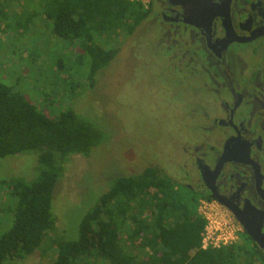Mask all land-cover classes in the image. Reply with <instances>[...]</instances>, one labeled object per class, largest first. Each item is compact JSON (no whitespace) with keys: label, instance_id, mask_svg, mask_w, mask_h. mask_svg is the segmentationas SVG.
<instances>
[{"label":"trees","instance_id":"16d2710c","mask_svg":"<svg viewBox=\"0 0 264 264\" xmlns=\"http://www.w3.org/2000/svg\"><path fill=\"white\" fill-rule=\"evenodd\" d=\"M43 6L51 35L75 41L79 52L72 63L88 58L89 87L118 52L102 47L95 36L118 27L131 34L147 15L140 2L131 0H45ZM89 120L71 105L49 117L0 82V158L34 152L38 160L34 179L0 181L16 198L12 224L0 235V264L52 250L51 264H264V252L245 232L238 242L201 248L206 219L198 206L207 197L157 166L112 177L91 205L84 200L78 213L71 211L73 229H57L52 195L66 162L72 155L88 157L105 139L104 130Z\"/></svg>","mask_w":264,"mask_h":264},{"label":"rangeland","instance_id":"374dc122","mask_svg":"<svg viewBox=\"0 0 264 264\" xmlns=\"http://www.w3.org/2000/svg\"><path fill=\"white\" fill-rule=\"evenodd\" d=\"M44 1L0 0V82L49 117L71 105L104 130L105 139L88 157H69L53 189L52 212L57 229L64 231L69 225L75 227V213L82 201L91 205L112 177L157 166L180 181L187 163L185 143L203 134L198 128L200 106L212 108V104L201 87L203 73L198 68L191 72L177 48L160 44L158 25L148 18L131 34L118 27L103 30L101 38L95 36L102 47H117L118 52L89 87L85 79L88 58L72 63L79 49L75 41H60L51 35ZM238 50L244 51L242 47ZM37 167L34 152L0 158V181L12 176L32 180ZM175 169L180 172L175 174ZM210 203L218 206L215 201ZM15 206L16 198L0 185V235L11 226ZM53 255V250L47 255L38 253L13 264H51Z\"/></svg>","mask_w":264,"mask_h":264},{"label":"flooded vegetation","instance_id":"af4514ba","mask_svg":"<svg viewBox=\"0 0 264 264\" xmlns=\"http://www.w3.org/2000/svg\"><path fill=\"white\" fill-rule=\"evenodd\" d=\"M143 8L158 42L200 69L211 98L177 182L228 211L240 233L243 222L264 234V0H148Z\"/></svg>","mask_w":264,"mask_h":264},{"label":"built area","instance_id":"2783aa9c","mask_svg":"<svg viewBox=\"0 0 264 264\" xmlns=\"http://www.w3.org/2000/svg\"><path fill=\"white\" fill-rule=\"evenodd\" d=\"M131 1L140 2L141 5L146 6L148 0ZM211 204L207 200L199 201L198 211L206 219V224L201 233V248H217L237 242L236 240L242 231L239 224L232 218L228 211H226L227 214L221 210L217 203V207H212Z\"/></svg>","mask_w":264,"mask_h":264},{"label":"water","instance_id":"95a60500","mask_svg":"<svg viewBox=\"0 0 264 264\" xmlns=\"http://www.w3.org/2000/svg\"><path fill=\"white\" fill-rule=\"evenodd\" d=\"M241 222V220H240ZM245 232L247 233V235L254 240L256 243H258V245L264 249V234L261 232L260 228H248L243 222H241Z\"/></svg>","mask_w":264,"mask_h":264}]
</instances>
